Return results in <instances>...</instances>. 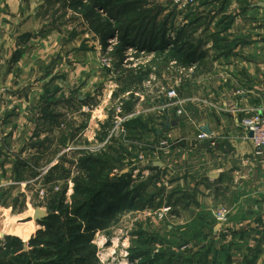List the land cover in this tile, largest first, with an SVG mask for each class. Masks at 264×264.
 Instances as JSON below:
<instances>
[{
    "label": "rangeland",
    "instance_id": "374dc122",
    "mask_svg": "<svg viewBox=\"0 0 264 264\" xmlns=\"http://www.w3.org/2000/svg\"><path fill=\"white\" fill-rule=\"evenodd\" d=\"M119 1L0 0V246L7 236L19 238L30 264L60 259L61 264H238L219 248L187 255L181 237H168L171 223L166 220L144 219L135 211H110L112 217L105 219L102 210L134 192L116 183V149L120 146L122 153L125 142L127 157L137 158L156 143L154 129L159 125L152 108L164 98L158 91L174 89L183 100L194 92L196 99L206 97L194 87L215 93L214 77L222 69L210 61L187 66L176 55V46L193 43L204 51L209 45L219 51L228 43L213 36L194 37V30L229 28L250 0L235 2L226 19L220 15V25L214 20L212 26L208 20L222 0L216 5V0ZM129 2L139 4V11L117 16L118 6ZM97 4L95 16L113 30L106 47L84 18ZM129 31L137 44L121 64L113 47ZM163 34L171 45L156 51L161 42L153 41ZM215 55L212 50L209 57ZM126 69L135 71L141 83L123 81ZM195 81L200 84L193 85ZM137 144H142L140 152L133 149ZM145 176L139 188L145 187ZM36 210L55 218V250L65 248L51 262L35 259L32 250L42 247L27 245L36 230H44L32 219ZM22 226L28 237L16 230Z\"/></svg>",
    "mask_w": 264,
    "mask_h": 264
},
{
    "label": "crops",
    "instance_id": "0c3cea01",
    "mask_svg": "<svg viewBox=\"0 0 264 264\" xmlns=\"http://www.w3.org/2000/svg\"><path fill=\"white\" fill-rule=\"evenodd\" d=\"M239 1L222 0L219 10L208 20L209 26L214 20L220 25L216 17L221 15L226 19L228 9L235 2L240 4ZM263 5L264 0H250L248 11L245 9V12L237 13L229 28L194 30V37L213 36L220 38L222 44L228 43L219 51L209 45L201 61L192 64L200 67L204 61H210L217 69H222V74L215 77V93H210V88L201 92L194 87L197 95L202 93L206 97L196 99L194 92L193 96L185 99L190 101L181 107V115L177 113L178 107L162 112L165 100L159 105L153 104L159 125L150 120L156 126V143L153 146L156 147L168 134L173 140L180 141L173 146L172 156L165 159V163L153 162L161 163L162 168L153 167V163L150 167L141 166L136 156L128 158L127 147L122 142V153L120 146L116 149L118 167L113 169V173H116V181L122 182L123 188L134 192L116 208L108 209L105 219L114 213L126 215L135 211L144 219L151 216L155 222H170L167 229L171 236L168 237H181L183 251L187 255L192 252L201 255L208 249L219 248L230 253L232 263L264 264V158L253 156L251 138L236 123L241 111L264 108ZM212 50L216 54L213 59L209 57ZM204 81L203 77L202 83ZM196 83L200 84L195 81L193 85ZM211 101L214 102L209 105ZM222 104L236 111L211 108H221ZM166 118L169 123L167 130L162 126ZM175 121L177 125L171 126ZM204 127L208 128L209 135L201 131ZM201 133L208 138L197 140L196 136ZM141 145H134L133 149L140 152ZM107 150L109 153L113 151L109 147ZM168 165L171 167L166 169ZM144 172H149L150 183L147 184L146 180L145 187L139 188ZM142 198L146 201L138 206ZM220 209L227 212V222L223 224L215 218ZM110 211L113 214H109ZM169 246L167 241L166 250Z\"/></svg>",
    "mask_w": 264,
    "mask_h": 264
},
{
    "label": "trees",
    "instance_id": "16d2710c",
    "mask_svg": "<svg viewBox=\"0 0 264 264\" xmlns=\"http://www.w3.org/2000/svg\"><path fill=\"white\" fill-rule=\"evenodd\" d=\"M115 1H118V0H115ZM110 2H112V0H110ZM98 5L99 4H97V6L95 7H92L89 15H85L84 18L86 19V21L90 23L94 33L100 36L103 46L106 47L108 45L107 41L113 35V30L110 28V26H104L101 20L95 16ZM100 7L101 6H99V8ZM139 8H140V5L135 2H129L126 4H122V6H118V11L116 10V15L120 16V15L129 13V12L139 11ZM158 14L159 13H157L156 15ZM128 34H130V31L129 33H125L124 35H122V37L117 41V43L113 47L114 48L113 55L115 59L119 61L121 64L128 62L129 57L126 51L130 48H134L137 44L136 42L137 39L135 38L134 40H131ZM157 40H160L161 44H160V47L156 51H166V48L169 45H171L170 40L166 41L165 34H163L160 39L155 37V42L153 41V43H156ZM152 48H154V46H152L150 49ZM222 50H224V48H222ZM174 51H176L177 56L182 57V59L187 62V66H191V64L200 62L205 54L204 53L205 51L202 50V48L200 47V44L194 46L193 43L189 46H187L186 44H183L180 47L176 46ZM123 73H124V77L122 79L123 81L132 80L138 84H140L142 81L140 80L139 75H137L135 71L126 69L125 71H123ZM116 183L118 184V186L120 185L123 187V185L121 183H118V181H116ZM112 186L115 187V185H112ZM124 198L129 199L130 195L124 196L123 199ZM119 204L120 203H118L117 205H113V206L106 205V207L102 210V216L107 214L109 208L108 209L106 208L108 206H111L110 208L112 207L116 208ZM54 219L55 218L53 217L52 218L46 217L44 220H39L38 224H40L44 228V230H36L34 238L30 239L29 242L27 243L28 247H31V248L42 247L41 249H38V250H32L34 257L37 260L44 259V260H47L48 262H51L53 261L54 257H57L59 255L63 256L64 254V250H65L64 246L61 248V250L56 251L55 250L56 245L54 241L52 240ZM3 260H6V263H2ZM61 261L62 260L60 259V262ZM60 262L56 261L55 264H61ZM0 264H30V262L25 259V254L23 252V242L19 238L17 237L12 238L8 236L7 238H5L3 245L0 246ZM67 264H72V263L67 262Z\"/></svg>",
    "mask_w": 264,
    "mask_h": 264
},
{
    "label": "built area",
    "instance_id": "2783aa9c",
    "mask_svg": "<svg viewBox=\"0 0 264 264\" xmlns=\"http://www.w3.org/2000/svg\"><path fill=\"white\" fill-rule=\"evenodd\" d=\"M174 65L175 62H171L169 66L170 69H173L172 66ZM193 72H194V68H190L187 73H193ZM224 74L225 73L223 72V75ZM217 75H215V77ZM158 93L162 94V96L164 97L163 100H165V103L162 106L163 107L162 112L168 110L170 107L172 108L178 107L177 113L181 115L183 114L181 107L185 104V102L190 101V100L180 99L179 94L174 89L161 88V90H159ZM211 104L213 103H210L209 105ZM220 107L221 108H217L216 106H211V108H216L221 111H226V112L236 111V109H233L228 105L226 106L225 104L220 105ZM236 123L238 128H240L245 135H249L250 133L252 134L251 141L253 145V156L258 159H263L264 158V108L255 107L248 111L247 110L241 111L240 116L237 119ZM207 138H208L207 135L204 133H201L198 136H196L197 140H205ZM179 141L173 140L169 136V134L166 135L165 139L160 141L156 147L152 145V147L150 146L146 150L147 151L146 153L138 155L139 162L142 163L143 166L145 167H150L153 162L165 163L166 161L165 159H168L169 157L172 156L173 146ZM170 167L171 165H168L166 169H169ZM144 174H146L145 178H143V180L145 181L149 179L148 178L149 172H144ZM262 213L264 215V209L262 210ZM215 218L219 224L226 223L227 212L224 209H220L216 212Z\"/></svg>",
    "mask_w": 264,
    "mask_h": 264
},
{
    "label": "water",
    "instance_id": "95a60500",
    "mask_svg": "<svg viewBox=\"0 0 264 264\" xmlns=\"http://www.w3.org/2000/svg\"><path fill=\"white\" fill-rule=\"evenodd\" d=\"M263 7H264V5H263ZM167 121H168V119L166 118V123L162 124V126H163L166 130L169 128V123H168ZM176 125H177V122H176V121L173 122V123L171 124V126H176ZM201 131L204 132V133H206L207 135L210 134L208 128H206V127L201 128ZM249 137H250V138L252 137V134H251V133L249 134ZM152 166H153V167H157V168H162V167H163V165H162L161 163H153ZM148 183H150L149 180L147 181V184H148ZM46 217H47V215H46L45 212H43V211H41V210H36V211H34V213H33L32 219L35 220V221H39V220H44ZM217 228H218V227H216L214 231H216Z\"/></svg>",
    "mask_w": 264,
    "mask_h": 264
},
{
    "label": "bare ground",
    "instance_id": "6f19581e",
    "mask_svg": "<svg viewBox=\"0 0 264 264\" xmlns=\"http://www.w3.org/2000/svg\"><path fill=\"white\" fill-rule=\"evenodd\" d=\"M23 228H24V226H22V227H20V228H17L16 230L19 231V234H21V235H22V234H23L24 236H25L26 234L29 235L30 233H29L28 231H26V233H25V232H22V230H24ZM27 228H28V227H27ZM24 233H25V234H24ZM26 236H27V235H26ZM27 237H28V236H27ZM122 264H125V263H122Z\"/></svg>",
    "mask_w": 264,
    "mask_h": 264
}]
</instances>
